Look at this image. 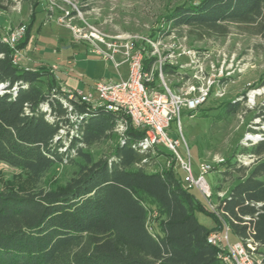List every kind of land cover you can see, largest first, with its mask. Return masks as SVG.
<instances>
[{
    "label": "trees",
    "instance_id": "obj_1",
    "mask_svg": "<svg viewBox=\"0 0 264 264\" xmlns=\"http://www.w3.org/2000/svg\"><path fill=\"white\" fill-rule=\"evenodd\" d=\"M16 1L0 0V9ZM22 1L32 4L33 15L18 49L30 41L42 0ZM165 21L172 28H196L210 35L228 34L233 23L264 40V0H192L177 5ZM1 35L0 161L35 180L57 165L80 168L59 188H0V264H225L207 241L219 225L210 229L196 216L203 212L218 222L205 200L186 188L174 170H147L157 163L152 149L141 147L146 129L129 125L112 153L95 160L87 148L116 140L126 113L77 101H70V111L52 70L15 63L17 50ZM261 86L264 71L254 87ZM240 106L241 99L229 100L225 111L235 113ZM259 111L257 117L264 119V104ZM241 152L259 159L249 170L233 157L219 164L223 183L236 176L237 181L217 197L218 209L233 234L252 237L264 249V140ZM153 211L160 217L154 231L148 225ZM259 253L264 264V251Z\"/></svg>",
    "mask_w": 264,
    "mask_h": 264
},
{
    "label": "rangeland",
    "instance_id": "obj_2",
    "mask_svg": "<svg viewBox=\"0 0 264 264\" xmlns=\"http://www.w3.org/2000/svg\"><path fill=\"white\" fill-rule=\"evenodd\" d=\"M192 0H42L36 10L35 20L31 29V38L27 44L28 55L35 61H42L39 69L55 66L57 81L63 82L65 89H89L95 80L100 78L119 81L128 74V64L119 68L105 55L96 53L93 45L85 40L75 38L71 26L85 30L88 25L98 27L109 35L132 34L145 39L135 40L137 48H145L151 54L153 46L149 41H161L162 55L168 56L165 68L172 72L165 73L169 86L176 90L185 83H197L196 75H208L222 65L235 68V75L224 81L226 94L218 97V87L209 101L195 112L182 111L181 129L176 120L171 122L169 134L179 138L178 148L182 157L187 160L186 151L191 154L192 168L195 175L201 163L212 166L208 181L212 186L214 198L218 197L219 186L222 192H228L237 181V176L223 183L219 171V159L225 161L240 155L247 133L255 122H259L257 114L264 104V95L257 96L254 109L246 105L247 94L259 83L264 71V40L259 34H253L243 26L228 24L226 35L205 34L196 28H172L165 17L179 4ZM33 15L32 4L18 0L7 10L0 9V31L3 35L15 27L30 24ZM62 38V40H60ZM149 40V41H148ZM25 49V48H24ZM18 49V64L26 67L28 56ZM175 57H169V55ZM74 57L75 63H67ZM47 62V63H46ZM245 68L238 74L237 68ZM202 68V70H200ZM241 99L240 109L235 113H227L225 105L229 100ZM264 122V119H262ZM260 126V125H259ZM122 134L117 132L113 141L100 142L87 148L95 160L109 156L115 145L121 141ZM152 158L157 163L148 171L172 169L184 179L185 172L171 150L160 144L152 149ZM264 159V154L260 157ZM259 158H257L258 160ZM80 163L83 160L76 158ZM255 160V162L257 161ZM245 165L249 168L255 163ZM79 164H63L53 167L40 180H35L27 171L0 161V188L27 192L44 188H59L71 180L79 171ZM192 193L204 202L203 196L197 191ZM197 219L210 229L219 225L210 215L197 212ZM158 212L150 213L149 228L157 229ZM230 241L235 242V235L230 232ZM264 251V249H259Z\"/></svg>",
    "mask_w": 264,
    "mask_h": 264
},
{
    "label": "built area",
    "instance_id": "obj_3",
    "mask_svg": "<svg viewBox=\"0 0 264 264\" xmlns=\"http://www.w3.org/2000/svg\"><path fill=\"white\" fill-rule=\"evenodd\" d=\"M74 36L78 40L90 42L96 53L105 55L106 59L115 62L117 68L123 64H128V74L126 78L119 81L100 78L95 81L94 91L85 92L83 90H71L61 87L66 93L65 104L69 110L73 109L70 101L86 102L93 107H103L115 112L122 111L128 118L119 126L117 132L122 135L127 131L129 125L146 129V135L141 147L143 150L153 149L162 144L168 147L185 172L184 185L188 189L197 190L204 198L210 210L219 218V227L213 230L207 241L218 249V258L225 264H263V255L259 253L260 245L252 237L237 238L235 242L230 241L229 224L224 219L223 213L219 211L218 198H214L212 186L208 181V174L212 166L209 163H201L199 172L194 174L192 168L191 154L187 152L188 159L185 160L178 148L181 145L179 138L172 137L168 129L171 122L176 120L181 129V115L183 110L195 112L203 107L218 87L217 96L223 97L226 94L224 81L235 75V68L222 65L215 68L208 75H196L197 83H185L174 90L168 85L165 78V66L167 57L162 55L161 41H149L153 50L151 54L145 48H137L135 40L145 39L132 34L109 35L98 27L88 25V28L81 30L71 26ZM26 26L15 27L5 35H1L3 42L11 48L16 49L17 44L26 34ZM18 51L15 55V63H18ZM169 57H175L171 54ZM149 62V66L146 63ZM202 70V68H200ZM245 68L239 66L237 73H243ZM264 95V86L253 87L247 94L246 105L254 109L257 105V96ZM69 101V102H68ZM259 122L251 126L247 133L244 145L252 147L264 140V122L262 117H258ZM260 125V126H259ZM64 134L65 130L62 129ZM247 148V147H245ZM259 158L256 155L240 152L236 157L243 166L250 165ZM219 159L218 162H224ZM227 193V192H226ZM220 190L219 197L226 195ZM259 202L257 205H262ZM246 219L250 217L246 216Z\"/></svg>",
    "mask_w": 264,
    "mask_h": 264
},
{
    "label": "crops",
    "instance_id": "obj_4",
    "mask_svg": "<svg viewBox=\"0 0 264 264\" xmlns=\"http://www.w3.org/2000/svg\"><path fill=\"white\" fill-rule=\"evenodd\" d=\"M60 40H62V38H60ZM25 50H26V52H25ZM24 52H25V54L28 56V58H27V60H26V63H25V65H26V67L25 68H27V69H39L40 67H42V66H38V64H42V62H44L45 63V61H42V60H38V61H35L34 59H32L31 57H29V55H28V50H27V46L25 47V49L23 50ZM47 63V62H46ZM67 63L68 64H70V65H73L74 63H75V58L74 57H70L69 59H68V61H67ZM49 66H50V68L52 69V72L55 74L56 73V70H58L55 66H53V65H50L49 63H47ZM127 77V76H126ZM126 77H123V78H126ZM96 81V80H95ZM95 81H94V83H93V85H91L90 87H89V89H87V90H84V89H81V88H79V87H77V88H74V87H72V88H69V89H71V90H83V91H85V92H92V91H94V85H95ZM58 82V81H57ZM58 84L59 85H61V86H65L64 84H63V82H58ZM233 233V232H232ZM235 235V234H234ZM235 238H236V240H237V236L235 235Z\"/></svg>",
    "mask_w": 264,
    "mask_h": 264
}]
</instances>
